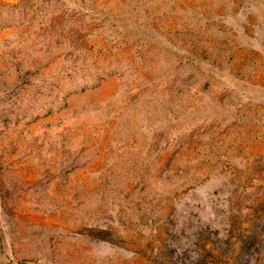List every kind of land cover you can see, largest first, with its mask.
<instances>
[{"label": "rangeland", "instance_id": "rangeland-1", "mask_svg": "<svg viewBox=\"0 0 264 264\" xmlns=\"http://www.w3.org/2000/svg\"><path fill=\"white\" fill-rule=\"evenodd\" d=\"M0 264H264V0H0Z\"/></svg>", "mask_w": 264, "mask_h": 264}]
</instances>
